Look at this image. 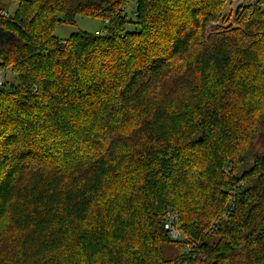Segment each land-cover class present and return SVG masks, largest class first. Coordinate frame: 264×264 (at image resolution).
Here are the masks:
<instances>
[{
  "label": "trees",
  "instance_id": "obj_1",
  "mask_svg": "<svg viewBox=\"0 0 264 264\" xmlns=\"http://www.w3.org/2000/svg\"><path fill=\"white\" fill-rule=\"evenodd\" d=\"M243 1L0 14V264H264V0ZM78 15L102 32L54 35Z\"/></svg>",
  "mask_w": 264,
  "mask_h": 264
},
{
  "label": "rangeland",
  "instance_id": "obj_2",
  "mask_svg": "<svg viewBox=\"0 0 264 264\" xmlns=\"http://www.w3.org/2000/svg\"><path fill=\"white\" fill-rule=\"evenodd\" d=\"M17 3H18V0H0V7H2L3 9H6L9 13L12 14L13 11H14V9H15V7L17 6ZM238 3L237 2H233V4H234L233 7H235L236 5H238ZM126 9H127V13L128 14L133 15L134 4L133 3H130L127 6ZM103 27H104V22H103L102 19H100L98 17H86V16L78 15L76 17V19H75V23H73V24L58 23L56 25V27H55L54 35L56 37H58L59 39L64 40L70 34H72L73 32H77V31H80V30H85V31H88V32L93 33L96 30H101ZM5 37H9V36H7L5 34ZM8 39H10V38H8ZM4 42H6V41H4ZM205 43L206 42H204L203 45ZM193 48H194V44L191 47L190 52H188V57H189V59L192 58V60H194V58H195L193 56V54L196 53V51H198V52L200 51L198 48H196L195 51L192 52L193 51ZM263 62H264V57H263ZM197 66L198 65H195V63L193 62V71L187 73V76L191 80H192V77H191L192 73L194 72V73H196V75L198 73ZM262 71H263V66H262ZM183 83L184 84L185 83L187 84V80L185 79ZM170 84L171 83H169L168 85H170ZM179 94L182 95L181 92ZM251 148L253 150H255V151L258 150L260 152H264V118L262 119V121L260 123V127L258 129V132H257L256 136L253 138V140L251 142ZM163 253H164V256L167 258V257H170V256H173V255L178 254L179 251L176 249V247L174 246V244L167 243V244H164V246H163Z\"/></svg>",
  "mask_w": 264,
  "mask_h": 264
},
{
  "label": "built area",
  "instance_id": "obj_3",
  "mask_svg": "<svg viewBox=\"0 0 264 264\" xmlns=\"http://www.w3.org/2000/svg\"><path fill=\"white\" fill-rule=\"evenodd\" d=\"M0 14L8 18L11 13H9L6 9H2L0 11ZM102 31H96V34L101 33ZM263 71H264V62H263ZM12 73L9 70H6L4 68H0V88L3 87L6 81L11 79ZM229 169V167H228ZM177 222V214L175 212L169 211L166 216V220L164 221L163 227L167 231L169 237L173 240H181L183 238V233L179 229V227L176 224ZM188 245H185V248H187Z\"/></svg>",
  "mask_w": 264,
  "mask_h": 264
},
{
  "label": "water",
  "instance_id": "obj_4",
  "mask_svg": "<svg viewBox=\"0 0 264 264\" xmlns=\"http://www.w3.org/2000/svg\"><path fill=\"white\" fill-rule=\"evenodd\" d=\"M5 34H6V33H2V32H0V41H1V42L7 41V40H9L8 38H11L10 36H9V37H5ZM7 36H8V35H7Z\"/></svg>",
  "mask_w": 264,
  "mask_h": 264
}]
</instances>
